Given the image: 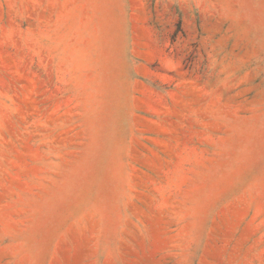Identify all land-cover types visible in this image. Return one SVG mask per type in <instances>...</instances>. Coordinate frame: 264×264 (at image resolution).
<instances>
[{
    "label": "rangeland",
    "instance_id": "1",
    "mask_svg": "<svg viewBox=\"0 0 264 264\" xmlns=\"http://www.w3.org/2000/svg\"><path fill=\"white\" fill-rule=\"evenodd\" d=\"M0 264H264V0H0Z\"/></svg>",
    "mask_w": 264,
    "mask_h": 264
}]
</instances>
